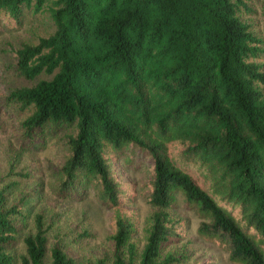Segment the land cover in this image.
<instances>
[{"label": "trees", "instance_id": "16d2710c", "mask_svg": "<svg viewBox=\"0 0 264 264\" xmlns=\"http://www.w3.org/2000/svg\"><path fill=\"white\" fill-rule=\"evenodd\" d=\"M252 1L0 0V23L44 14L52 25L13 56L23 79L48 78L10 90L5 101L22 147L64 130L55 195L92 192L117 207L124 191L108 153L133 147L152 162L140 246L131 218L116 211L109 255L76 263L47 245L28 193L8 203L0 191V264L15 263L18 243L19 264H182L186 255L167 249L178 236L176 193L197 214V234L231 262L264 264V28L258 33L248 19Z\"/></svg>", "mask_w": 264, "mask_h": 264}, {"label": "rangeland", "instance_id": "374dc122", "mask_svg": "<svg viewBox=\"0 0 264 264\" xmlns=\"http://www.w3.org/2000/svg\"><path fill=\"white\" fill-rule=\"evenodd\" d=\"M252 8L254 11L248 19L252 28L261 33L264 24L260 2L253 0ZM51 31V22L44 14L28 15L22 18L19 26L8 21L0 23V191L5 193L8 203L14 202L21 193H28L29 211L31 214L40 212L43 216L47 245L57 243L76 263H84L109 255L111 242L108 236L116 211L131 218L134 225L132 240L141 245L142 227L151 211L146 196L152 162L145 153L133 147L108 153L112 175L124 191L123 201L117 207L104 206L92 192L80 198L62 199L55 195L53 186L57 172L67 154L62 138L64 130L54 136L46 135L42 145L33 143L30 147H22L18 119L5 101L10 90L48 78L40 74L31 81L23 79L14 69L13 56L21 43H35L38 37ZM179 149L176 143L168 146L171 154ZM187 172L198 185L208 188V182L196 166H190ZM172 211L178 219V236L168 243L167 249L184 253L186 258L182 264H236L215 242L197 234L199 218L184 204L180 193L175 194ZM28 222L31 223L30 219ZM10 251L14 255V264H19L17 256L22 252V245L18 243Z\"/></svg>", "mask_w": 264, "mask_h": 264}]
</instances>
